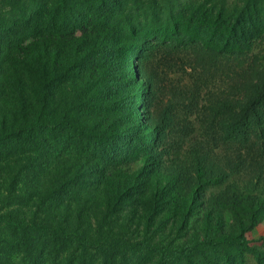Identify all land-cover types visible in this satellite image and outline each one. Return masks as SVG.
I'll return each instance as SVG.
<instances>
[{
  "label": "trees",
  "instance_id": "1",
  "mask_svg": "<svg viewBox=\"0 0 264 264\" xmlns=\"http://www.w3.org/2000/svg\"><path fill=\"white\" fill-rule=\"evenodd\" d=\"M263 217L264 0H0V264H264Z\"/></svg>",
  "mask_w": 264,
  "mask_h": 264
},
{
  "label": "rangeland",
  "instance_id": "2",
  "mask_svg": "<svg viewBox=\"0 0 264 264\" xmlns=\"http://www.w3.org/2000/svg\"><path fill=\"white\" fill-rule=\"evenodd\" d=\"M143 26H151V25H154L156 26L157 24H155L153 21H149L148 20V23L147 24H142ZM159 26V25H157ZM156 26V27H157ZM151 28V27H150ZM134 61L130 60V65L131 67L133 68V66H136L134 65ZM137 69L135 68V71ZM139 100H142V98L140 97ZM137 112L142 116V114L144 113V109L142 108V106L138 105L137 106ZM140 116V117H141ZM235 148V146H234ZM231 155V154H229ZM170 213H174L173 212V209L170 210ZM196 216H198V214H196ZM168 236H173L176 234V231L175 230H169L167 232ZM264 237V217L262 218V221L260 222V224L258 226H256V228H254L251 232L247 233L246 234V238L248 239L249 243L251 244V246H259L261 241H260V238ZM256 261L255 258L250 254H247L245 255L244 257V262L243 264H256ZM236 264H239V262H236Z\"/></svg>",
  "mask_w": 264,
  "mask_h": 264
}]
</instances>
